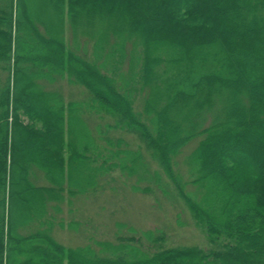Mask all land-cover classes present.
<instances>
[{"label": "trees", "instance_id": "obj_1", "mask_svg": "<svg viewBox=\"0 0 264 264\" xmlns=\"http://www.w3.org/2000/svg\"><path fill=\"white\" fill-rule=\"evenodd\" d=\"M38 1L102 22L90 54ZM116 179L182 202L208 246L97 237L80 202ZM0 264H264V0H0Z\"/></svg>", "mask_w": 264, "mask_h": 264}, {"label": "rangeland", "instance_id": "obj_2", "mask_svg": "<svg viewBox=\"0 0 264 264\" xmlns=\"http://www.w3.org/2000/svg\"><path fill=\"white\" fill-rule=\"evenodd\" d=\"M38 11L41 14V20L49 25L52 30H63L65 38L69 40V45L76 46L82 42V46H85L86 49L88 48L90 54V48L93 47L95 43L92 33L95 32L96 28L103 25L100 20L94 18V20L88 22V20L82 19L78 21V25H71L69 20L65 18V22L59 26V23L53 16L54 14H52L46 6L44 7V4L40 3V1H38ZM126 47L127 51L124 61L126 63L125 68H129L130 61L127 60L132 58L131 52L128 50L131 48V45L128 43ZM66 90L67 88H65V91ZM143 94L142 92V95ZM196 146L197 140H192L183 147L176 158L179 173L184 180L186 177H188V179L190 178L188 157ZM150 164L152 168L156 170L159 169V165L155 161ZM162 173L163 172H161V175L164 180H168L165 174ZM121 180L116 179L114 182L109 183L110 190L98 192L97 194L82 199L80 202L81 215L86 218L89 217L90 224L93 227H97L99 230L97 231V237L100 238L101 235H109L106 233L110 228L114 227L115 223L123 222L135 227L139 231L146 229H165L170 238L178 243L200 245L204 247L208 246L207 234L199 226L194 224L189 211L182 202L178 204L177 202L171 203L170 201L164 200L161 196L159 197L160 199L157 197L153 199L145 189L147 187L146 183L144 188L141 187L142 185L136 188L131 187L132 185H121ZM128 181H131L130 177ZM188 187L191 186L188 185ZM64 192L68 191L64 190ZM180 220L184 223H180ZM84 222H88V220ZM180 224L184 225L181 226ZM169 226L173 227V229L169 230ZM81 233L82 232H80V234ZM82 235L83 239L79 238V233H65L63 234V240L65 244L74 246L83 242L84 235H87V232H84ZM57 236L61 238L62 233L57 234Z\"/></svg>", "mask_w": 264, "mask_h": 264}]
</instances>
